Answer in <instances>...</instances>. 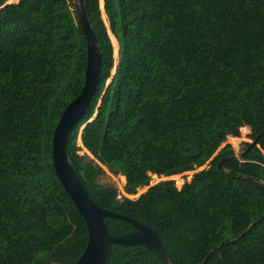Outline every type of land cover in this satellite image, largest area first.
Listing matches in <instances>:
<instances>
[{
  "label": "trees",
  "instance_id": "16d2710c",
  "mask_svg": "<svg viewBox=\"0 0 264 264\" xmlns=\"http://www.w3.org/2000/svg\"><path fill=\"white\" fill-rule=\"evenodd\" d=\"M83 4L99 73L65 153L94 204L148 226L163 250L109 244L103 264H264V0ZM84 65L70 0H0V264H71L85 246L84 221L51 164L52 131ZM241 128L259 135L236 154L223 142ZM78 129L126 193L147 185L148 169L190 178L117 199L96 181L101 168L76 153ZM103 223L109 235L134 230Z\"/></svg>",
  "mask_w": 264,
  "mask_h": 264
},
{
  "label": "water",
  "instance_id": "95a60500",
  "mask_svg": "<svg viewBox=\"0 0 264 264\" xmlns=\"http://www.w3.org/2000/svg\"><path fill=\"white\" fill-rule=\"evenodd\" d=\"M77 22L85 38V65L83 81L78 93L62 109L51 136V164L55 177L81 215L86 227V242L80 255L71 264H103L109 244H139L148 250L163 254L162 244L155 232L148 226L125 215L98 207L87 196L82 183L74 173L65 153L66 135L72 124L78 120L94 93L99 73V52L96 38L86 16L83 0H70ZM264 132V130H262ZM257 134L256 137H258ZM256 137L250 146L256 142ZM217 168L222 170L221 161ZM252 179L251 177H249ZM103 217L122 219L134 230L122 235H109Z\"/></svg>",
  "mask_w": 264,
  "mask_h": 264
},
{
  "label": "rangeland",
  "instance_id": "374dc122",
  "mask_svg": "<svg viewBox=\"0 0 264 264\" xmlns=\"http://www.w3.org/2000/svg\"><path fill=\"white\" fill-rule=\"evenodd\" d=\"M9 1H15V0H9ZM100 16H101V14H100ZM102 19L106 23L105 17ZM116 51H117V48H116ZM115 60H116V56H115ZM112 65L114 67V63L110 65L111 68H112ZM111 68L109 69L110 74L112 73ZM105 82L107 83L108 79H106ZM247 131H248L247 128H241L240 135L238 137L226 138V140L223 143H227V142L230 143L232 148L234 149V152L237 154L239 148H241L242 143L248 144L251 142V139L247 136ZM79 133H80V130L78 129L76 132V135H75V139H74V144L78 147V149L76 150V153L81 156L83 161L91 162V160H92L94 164H97L101 168L102 172L96 177V181L98 183H101V184H112L113 186H115V184H117V183H120L121 177L118 174L110 173L104 166L100 165L95 160H93L91 155L83 149L81 142H80ZM205 165L206 164L198 167L197 169H200V168L204 167ZM147 171L149 174V180H148L147 185H150V184L157 182L158 180H161V179H172V180H174L175 185L178 186L183 180H188L190 178L191 173H192V171H188V172H183L181 174H176V175H171V176H166V177L165 176L156 177L151 173V170L148 169ZM147 185L138 187L136 193L131 195V198H135L139 193L144 191L145 188L147 187ZM51 264H57V263L52 262Z\"/></svg>",
  "mask_w": 264,
  "mask_h": 264
},
{
  "label": "built area",
  "instance_id": "2783aa9c",
  "mask_svg": "<svg viewBox=\"0 0 264 264\" xmlns=\"http://www.w3.org/2000/svg\"><path fill=\"white\" fill-rule=\"evenodd\" d=\"M227 138H233V137L228 136ZM227 143H228V142H227ZM229 144H230V143H229ZM230 145H231V144H230ZM233 150H234V149H233ZM114 187L116 188V196H115V197H116L117 199H121L122 197H126V198H129V199H133V198H131V195H133V194H135V193H133V194L126 193V192L123 190L122 182L115 184Z\"/></svg>",
  "mask_w": 264,
  "mask_h": 264
}]
</instances>
